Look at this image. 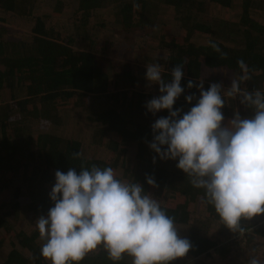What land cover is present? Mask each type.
Returning a JSON list of instances; mask_svg holds the SVG:
<instances>
[{
    "label": "trees",
    "instance_id": "obj_1",
    "mask_svg": "<svg viewBox=\"0 0 264 264\" xmlns=\"http://www.w3.org/2000/svg\"><path fill=\"white\" fill-rule=\"evenodd\" d=\"M241 60L250 76L241 87L264 92V0H0V264H51L35 223L53 206L54 173L93 165L141 184L190 241L169 264L264 259V214L229 228L194 177L148 146L151 124L168 110L145 108L160 94L146 64L159 63L169 81L184 64L173 108L186 112L196 84H227ZM221 111L230 128L235 113L251 118L254 107L224 97ZM79 264L132 257L113 261L101 244Z\"/></svg>",
    "mask_w": 264,
    "mask_h": 264
},
{
    "label": "clouds",
    "instance_id": "obj_2",
    "mask_svg": "<svg viewBox=\"0 0 264 264\" xmlns=\"http://www.w3.org/2000/svg\"><path fill=\"white\" fill-rule=\"evenodd\" d=\"M238 65L242 74L227 84L213 82L207 89L203 80L196 84L199 96L186 112L173 108L184 91V64L172 67L170 81L163 78L159 63L145 65V79L159 85L160 93L145 108L153 114L168 110L151 124L149 148L193 176V186L204 188L208 202L232 229L241 217L264 214V92L241 87L250 76L244 61ZM186 86L192 88L193 81ZM236 96L254 107L253 115L235 113L231 127H223L224 97ZM192 100V94L185 96L186 102ZM54 178L49 192L53 206L35 223L44 241L40 254L51 264H79L101 244L113 261L126 253L132 264H169L191 248L142 185L122 182L111 167L56 170ZM147 183L154 180L149 177ZM246 264H264V259L249 256Z\"/></svg>",
    "mask_w": 264,
    "mask_h": 264
},
{
    "label": "rangeland",
    "instance_id": "obj_3",
    "mask_svg": "<svg viewBox=\"0 0 264 264\" xmlns=\"http://www.w3.org/2000/svg\"><path fill=\"white\" fill-rule=\"evenodd\" d=\"M13 29L10 27V30L9 31H12Z\"/></svg>",
    "mask_w": 264,
    "mask_h": 264
}]
</instances>
